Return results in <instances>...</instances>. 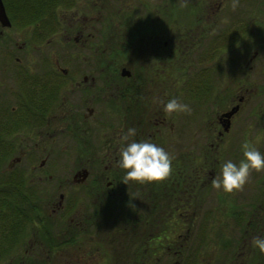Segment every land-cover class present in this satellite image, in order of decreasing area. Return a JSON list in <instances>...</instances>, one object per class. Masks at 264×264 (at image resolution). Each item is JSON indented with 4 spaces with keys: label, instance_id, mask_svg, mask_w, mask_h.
Wrapping results in <instances>:
<instances>
[{
    "label": "flooded vegetation",
    "instance_id": "1",
    "mask_svg": "<svg viewBox=\"0 0 264 264\" xmlns=\"http://www.w3.org/2000/svg\"><path fill=\"white\" fill-rule=\"evenodd\" d=\"M0 1L8 23L0 21V262L52 264L53 256H64L65 264H157L164 240L177 256L179 227L194 218L197 172L178 166L162 184L126 185L117 161L129 128L136 129L130 141L156 145L160 127L168 124L164 105L179 100L181 65L190 68L187 81L205 99L211 96L212 1L180 11L176 0H80L69 15L75 25L63 29L83 51L76 59L50 58L47 50L34 58L37 42L46 41L51 29L32 19L52 13L33 12L21 24L22 13ZM262 2L254 13H237L215 41L220 64L234 65L238 82L245 67L259 78ZM54 15L57 24L65 18ZM241 87L227 96L237 103L206 121L217 141L219 128L227 133L237 118ZM235 105L228 117L222 115ZM104 114L108 120L101 123ZM173 133L176 141L179 131ZM169 139L173 165L180 157ZM64 146L68 154L60 152ZM53 158L70 161L74 169L53 171ZM237 222L242 241L264 232L257 212Z\"/></svg>",
    "mask_w": 264,
    "mask_h": 264
},
{
    "label": "rangeland",
    "instance_id": "2",
    "mask_svg": "<svg viewBox=\"0 0 264 264\" xmlns=\"http://www.w3.org/2000/svg\"><path fill=\"white\" fill-rule=\"evenodd\" d=\"M79 1L74 0L68 9H62V6L55 7L54 12H57L59 17L65 16V18L59 24L53 22L54 24L50 26L51 34L46 41L39 43L37 40L35 41L38 46L34 58H43L45 50L50 53V58L57 59H76L82 55L83 51H79L77 45L71 40L72 34L66 38L68 34L63 30L66 28L69 31L70 27L75 25H71L72 20L69 15L79 6ZM198 1L200 0H187L186 7ZM211 1L212 45L213 50L215 49L211 63V67L213 66L211 96L201 101H196L189 96L187 92L189 82L185 77L189 74L190 68L181 65L179 101L189 105L191 113L172 115L165 113L164 116L168 124L160 127L159 138L154 139L157 146L164 148L172 156V139L169 138L172 137L174 140L173 132L178 130L179 137L176 135L177 140L173 142L177 144L180 160L173 163V170L188 171L192 168L198 176L194 184L193 222L190 223V226L185 224L179 227L178 242L180 247L177 256L173 257L171 252H168L167 247H171L170 240H164V254L161 259H158L157 264H237L238 262L261 264L255 260V256H260L258 254L260 250L253 246L252 240L249 243L246 240H241L242 230L237 219H247L254 211L260 214L264 220V209L262 210L264 208V172L253 171L244 190L234 194L214 189L212 180L220 175L221 166L225 161L231 160L238 165L244 159L242 144L245 141L264 155V61L259 64L262 65L259 66V78L255 77L252 72H248V68L245 67L244 77L238 82L236 73H232L234 65L223 67L219 61L218 47L214 48L222 28L232 23L234 16L238 15L237 13L253 12V8L256 5L259 7L263 2L262 0H239L238 7L233 10L231 7L233 0ZM176 2L180 11L187 9L181 6L183 0H176ZM152 4L153 2L148 5ZM167 6H171V1L165 4V7ZM258 11H264V7L263 9L258 8ZM64 12H66L65 15L62 14ZM64 21L70 24H66L64 27ZM193 70L195 69L191 68V71ZM163 74H169V71L165 68ZM238 84L242 87L235 94H243L244 97L239 103L240 111L233 121L231 130L224 133L222 132L224 130L219 128L222 135L217 141L214 139L216 133L211 134L208 131L206 121L212 119L221 110L237 103L235 98L231 102L227 101V96L233 93ZM202 97H204L203 94ZM106 120L108 119L104 114L101 117V123ZM168 136L170 137L167 138ZM67 148L64 146L60 152L68 154ZM53 151L55 155L61 154L58 147L53 148ZM50 165L53 171L67 172V170L74 169L73 164L66 159L61 161L53 158ZM178 166L179 168L176 169ZM257 208L259 211H256ZM262 227L264 226L262 225ZM261 233L260 238H264V232ZM233 257L237 259V263H235L236 259L232 261ZM65 261L64 256H53L52 258V264H65ZM153 264H156L154 259Z\"/></svg>",
    "mask_w": 264,
    "mask_h": 264
},
{
    "label": "clouds",
    "instance_id": "3",
    "mask_svg": "<svg viewBox=\"0 0 264 264\" xmlns=\"http://www.w3.org/2000/svg\"><path fill=\"white\" fill-rule=\"evenodd\" d=\"M238 5L239 0H233L231 7L235 10ZM181 6L186 7L187 0H183ZM159 102L163 103V101ZM163 110L168 115L191 113L190 106L176 98L170 99L164 105ZM135 133V128H129L121 136L120 143L122 146L119 150L117 164L119 168L125 171L122 182L126 185L129 181L140 184H162L172 176L174 157L170 156L164 148L151 142L130 141ZM125 144L126 146H123ZM242 150L244 159L238 165L231 160L222 164L220 175L212 180L214 189L223 190L228 194L241 192L244 190L253 171L257 173L264 172V155L247 141L242 144ZM252 244L261 253H264V238H253Z\"/></svg>",
    "mask_w": 264,
    "mask_h": 264
},
{
    "label": "trees",
    "instance_id": "4",
    "mask_svg": "<svg viewBox=\"0 0 264 264\" xmlns=\"http://www.w3.org/2000/svg\"><path fill=\"white\" fill-rule=\"evenodd\" d=\"M69 1L70 0H3L5 7L8 5L15 7L16 10L22 13L20 15L21 24L23 22L30 21L31 19L29 15L33 12H51L52 17L50 18L44 19L39 16H36L32 19V21H41L42 26L44 25V22H49V27L54 23L57 24V17L54 15L55 7L62 6V4L64 3L68 4ZM187 92L189 96L194 98L196 101H201L205 99L204 97H202V94L196 88L195 82H189L187 86ZM258 254H260V256H255V260L257 262H261V264H264V253L259 252Z\"/></svg>",
    "mask_w": 264,
    "mask_h": 264
},
{
    "label": "water",
    "instance_id": "5",
    "mask_svg": "<svg viewBox=\"0 0 264 264\" xmlns=\"http://www.w3.org/2000/svg\"><path fill=\"white\" fill-rule=\"evenodd\" d=\"M3 20L5 22V25H7L8 23H7V20H6L4 11H3V7H2L1 1H0V21L2 22ZM236 108H237V106L235 105L228 112L223 113L222 115L228 117L231 113H233L235 111ZM223 129H226V125L223 126Z\"/></svg>",
    "mask_w": 264,
    "mask_h": 264
}]
</instances>
